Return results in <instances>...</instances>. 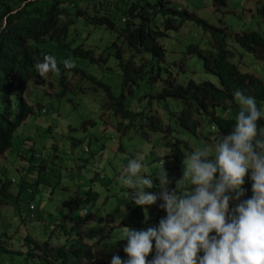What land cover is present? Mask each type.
<instances>
[{"label": "trees", "instance_id": "trees-1", "mask_svg": "<svg viewBox=\"0 0 264 264\" xmlns=\"http://www.w3.org/2000/svg\"><path fill=\"white\" fill-rule=\"evenodd\" d=\"M12 1L0 0V158L11 148L14 134L27 119L41 118L54 110L47 96L38 90L25 97L28 88L43 78L34 65L44 55L54 56L60 68L58 73L48 72L56 83L52 100L59 103L67 99L72 103V96L90 94L114 121L118 135L124 136L130 131L169 135L174 131L171 123L177 130L195 135L207 124L214 138L204 140L210 142L218 135H226L234 124L239 107L234 92L251 96L259 109L264 107V84L252 74L255 63L264 65V36L256 31L228 32L227 25L223 29L213 27L195 13L187 12L177 4L178 0ZM250 1L258 4L256 14L264 23V1ZM211 2L215 12L227 7V0ZM186 21L209 35L204 49L189 46L186 55H195L204 72L218 79V87L207 81L192 80L181 86L172 76L162 41ZM96 28L107 33L108 41L102 47L90 39ZM65 59L75 66L64 69ZM114 81L117 85L112 84ZM258 124H264V120ZM52 130V126L47 128L48 132ZM179 144L187 154L192 151L186 143L179 141ZM39 159L40 155L33 152L28 163ZM44 169L41 164L37 167L29 164L27 171L21 172L24 180L16 196L9 193L13 181L0 179V205L9 204L10 198L14 203L23 201L26 197L22 199V193L32 199L35 191L29 186L39 184ZM29 176L32 184L26 180ZM245 179L248 180L247 174ZM90 181L107 189L106 177L102 174H96ZM250 195L246 190L245 199ZM98 198L99 193L88 190L82 196L84 209ZM26 204L28 217L39 220L33 214L35 206L29 201ZM130 210L127 223L137 230L147 228L143 225L142 209L132 204ZM83 212L85 216L75 222V228L84 226L91 218L88 210ZM106 219L110 223L112 216L107 215ZM63 220L58 221L60 228L55 225L54 230L65 238L61 245H52L51 236L41 241L30 236L22 238L25 252L16 254L23 257V264H104L79 233L69 232ZM3 234L0 230V256L13 254L8 251L9 241ZM124 244L121 241L117 246L122 260L126 258L122 251ZM151 256L152 252L147 259Z\"/></svg>", "mask_w": 264, "mask_h": 264}, {"label": "rangeland", "instance_id": "rangeland-1", "mask_svg": "<svg viewBox=\"0 0 264 264\" xmlns=\"http://www.w3.org/2000/svg\"><path fill=\"white\" fill-rule=\"evenodd\" d=\"M67 1L76 3V0ZM177 4H181L187 12L195 13L199 19H204L213 27L223 29L224 25H227L228 32L253 30L264 36V23L257 17L256 1L227 0V7L217 12L212 8L211 0H178ZM92 32L90 36L92 43L102 47L108 41L107 33L102 28L93 29ZM208 36L196 24L186 21L162 41L166 62L170 65L177 84L185 86L187 81L192 80L195 83L207 81L219 86L218 79L204 72L201 61L195 55H186L189 46L195 45L204 49V42ZM260 63H255L252 74L264 84V70L262 72L260 70L263 64ZM117 83L114 81L112 84ZM55 84L50 74L46 73L28 88L25 97L35 94L38 90L47 96V101L53 104L54 110L51 109L47 116L27 119L14 134L11 148L0 158V179L13 181L9 190L12 196L17 195L21 181L24 180L21 172L27 171L29 164L36 167L41 164L45 167L39 184H32L33 179L31 180L30 176L26 178L27 182L32 184L29 188L35 191L32 199L22 193V199L26 197L23 201L14 203L10 198L9 204L1 208L3 211L1 222L11 227L13 238L8 251H12L13 254H2L0 264L24 263L23 257L16 253L25 252L22 238L26 236L38 241L51 236L52 245H61L65 238L61 233L57 235L54 230L55 225L60 228L61 223L58 224V221L62 218L69 232L79 233L83 241L90 245L99 257V261L109 264L111 256L118 255L121 227L137 230L134 225L127 223L132 204L130 199H125L123 189L126 188L120 180L122 169L128 159L137 155L143 157L142 164L145 166L143 174L153 178V187L147 191H159L157 177L160 175V167L169 180L168 189L172 190L176 187V182L182 178V161L187 155L179 141L186 143L192 151L214 142L204 140L214 138L207 124H204L195 135L177 130L173 123L170 126L174 131L169 135H149L132 131L124 136L120 135L121 133L118 135L114 121L108 113L102 111L98 100H93L87 93L72 96L74 98L72 103L67 99L58 103L55 99L52 100L55 95ZM260 110L264 112V107ZM166 122L164 118V123ZM49 126H52L51 132L47 131ZM33 152L38 153L40 159L28 163ZM96 174L106 177L107 189L90 181ZM185 183L182 182L180 186L184 187ZM247 185L248 180L241 186L244 195L240 199H244ZM88 190L99 193V198L91 207L85 206L84 209L82 196ZM187 190L190 191L191 186H188ZM27 201L35 206L33 214L40 217L39 220L28 217ZM65 202L69 205H65ZM160 203L157 200L155 204L145 206L142 210L144 226H155L164 216L163 209L159 207ZM120 205L124 206V214ZM83 210H88L91 218L84 226L75 228V222L85 216ZM107 215L112 216L110 223L106 221ZM120 216L122 218L118 224L116 218ZM99 219L103 220L102 223Z\"/></svg>", "mask_w": 264, "mask_h": 264}, {"label": "clouds", "instance_id": "clouds-1", "mask_svg": "<svg viewBox=\"0 0 264 264\" xmlns=\"http://www.w3.org/2000/svg\"><path fill=\"white\" fill-rule=\"evenodd\" d=\"M74 66L69 59L62 62L64 69ZM34 68L41 76L60 71L51 55ZM233 95L239 107L230 131L184 156L182 178L174 189H168L160 167L159 191H147L153 178L143 174V157L128 159L120 177L130 190L125 199L142 210L159 200L164 216L145 229L121 227L126 258L112 255L109 264H264V124H258L264 112L253 97L240 91ZM246 174L251 195L240 199ZM120 209L124 214L123 205Z\"/></svg>", "mask_w": 264, "mask_h": 264}, {"label": "crops", "instance_id": "crops-1", "mask_svg": "<svg viewBox=\"0 0 264 264\" xmlns=\"http://www.w3.org/2000/svg\"><path fill=\"white\" fill-rule=\"evenodd\" d=\"M4 206H6V205H0L1 217L3 215V211L1 210V208L4 207ZM0 220H1V218H0ZM0 230L3 231V233H4L3 236H6L7 241H9V244L11 245L12 238H13L12 234H11V227L9 225H0Z\"/></svg>", "mask_w": 264, "mask_h": 264}]
</instances>
